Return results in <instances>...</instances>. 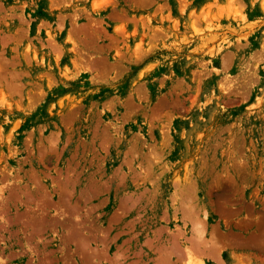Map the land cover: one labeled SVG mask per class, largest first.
Instances as JSON below:
<instances>
[{"label": "rangeland", "instance_id": "obj_1", "mask_svg": "<svg viewBox=\"0 0 264 264\" xmlns=\"http://www.w3.org/2000/svg\"><path fill=\"white\" fill-rule=\"evenodd\" d=\"M191 257L264 264V0H0V264Z\"/></svg>", "mask_w": 264, "mask_h": 264}, {"label": "bare ground", "instance_id": "obj_2", "mask_svg": "<svg viewBox=\"0 0 264 264\" xmlns=\"http://www.w3.org/2000/svg\"><path fill=\"white\" fill-rule=\"evenodd\" d=\"M72 189H73V188H72ZM188 192H189V191H188ZM188 192H187V193H188ZM184 194H185V193H184ZM188 194H189V193H188ZM188 194H187V195H188ZM62 195H63V194H62ZM62 195H61V196H62ZM139 195H140V194H139ZM69 197H70V196H69ZM137 197H138V196H137ZM189 197H190V196H189ZM63 198H64V197H63ZM66 198H67V197H66ZM129 198H132V197H129ZM134 199H135V198H134ZM191 199H192V198H191ZM62 200H63V199H62ZM181 200H182V199H181ZM66 201H68V200H66ZM125 201H128V200L126 199ZM124 203H125V202H124ZM133 203H134V202H133ZM180 203H181V202H180ZM183 203H185V202H183ZM134 204H135V203H134ZM132 205H133V204H132ZM182 206H183V205H182ZM184 206H185V205H184ZM184 208H185V207H184ZM122 209H123V207H122ZM187 209H188V208H187ZM187 209H186V210H187ZM124 210H125V209H124ZM192 210H193V207H192ZM126 211H128V210H126ZM188 211H189V210H188ZM123 212H124V211H123ZM192 212H193V211H192ZM194 213H195V212H194ZM123 214H124V213H123ZM121 215H122V214H121ZM190 215H191V214H190ZM111 216H112V215H111ZM186 216H187V214L185 215V218H186ZM114 217H115V216H113V219H114ZM192 217H193V215H192ZM117 218H118V217H117ZM119 218H120V216H119ZM115 219H116V217H115ZM191 220H193V219H192V218L189 219V221H191ZM191 223H192V222H191ZM192 224H194V222H193ZM192 228H196V227H192ZM197 228H198V227H197ZM156 230H157V229H156ZM166 230H167V229H166ZM166 230H165V231H166ZM176 231H177V230H176ZM178 231H179V230H178ZM180 231H181V230H180ZM193 231H194V230H193ZM80 232H81V231H79V235L81 234ZM159 232H160V230H159ZM171 232H172V231H171ZM203 232H204V230H201L200 228H199V229H196V230L193 232L194 235H192V236H194V239L196 238V240H197L196 242H195V240H191L192 243H194V248H197V249H198V248L201 247L200 244H203V243H204V242L201 241L203 238H204V239L206 238L205 236H203V238H202L201 235L204 234ZM120 233H121V232H120ZM157 233H158V232H157ZM176 233H177V232H176ZM159 234H160V233H159ZM178 234H180V233H177V235H178ZM181 234H183V233H181ZM173 235H175V234H174V233L172 234V239L175 237V236H173ZM177 235H176V236H177ZM80 236H82V235H80ZM181 236H182V235H181ZM192 236H191V237H192ZM210 236H211V235H210ZM158 237H159V236H158ZM189 238H190V237H188V238H186V239L189 240ZM192 238H193V237H192ZM192 238H190V239H192ZM201 238H202V239H201ZM210 238H212V236H211ZM149 239H150V237H149ZM149 239H148V240H149ZM174 240H176V241H174ZM174 240H171V241H172V244H173V241H174V244H176V243L178 242V241H177V238H174ZM213 240H214V239H211L212 243L215 242V241H213ZM150 241H151V239H150ZM167 241H168V240H167ZM189 241H190V240H189ZM191 241H190V243H191ZM193 241H194V242H193ZM198 241H199V243H198ZM204 241H207V242H208L207 239H205ZM148 242H149V241H148ZM151 242H152V241H151ZM207 242H205L202 246H204ZM192 243H191V245H192ZM212 243H211V244H212ZM149 244H150V243H149ZM149 244H148V245H149ZM151 244H152V243H151ZM174 244H173V245H174ZM178 244H179V243H177L176 245H178ZM211 244H210V246H211ZM213 244H215V243H213ZM152 245H153V244H152ZM152 245H151V246H152ZM176 245H174V246L177 247ZM191 245H190V246H191ZM206 245H207V244H206ZM208 245H209V243H208ZM85 246H86V245H85ZM149 246H150V245H149ZM149 246H148V247H149ZM164 246H166V245H164ZM170 246H171V247H170ZM170 246H169V249L171 248L172 252H170V250H169V253H173L172 257H174V258H171V257L169 256V253H168L167 250H166V249H167V246H166V249H165L164 251L162 250L163 252H166V257H165V256L163 257V255L161 256V254H160L159 252H162V251H159V250H158L159 248L157 249V251H159L158 253L160 254L159 257L161 258V260H162L163 258H165V259L167 258L166 261H169V262H170V261L173 260V262H174L175 260H177V259H176L177 257H175V256H177V254H178V258H179L180 256H182V255L184 256V254L182 253L183 251H182V247L180 246V244H179L180 248L178 249V250L181 249L180 252H179L178 250H174V249H173V248H175L174 246H172V245H170ZM192 246H193V245H192ZM212 246H213V245H212ZM215 246H216V245H215ZM156 247H157V246H156ZM159 247H160V246H159ZM177 248H178V247H177ZM177 248H176V249H177ZM201 248H203L202 250H204V249H206L207 247H206V248H205V247H201ZM201 248H200V249H201ZM211 248H212V247H211ZM216 248H217V246H216ZM216 248H215V249L212 248V251L215 250V252L218 253V252L216 251V250H217ZM187 249H188V248H187ZM200 249H198V250H200ZM185 250H186V249H185ZM188 250H189V249H188ZM202 250H200V251H202ZM208 250H209V249H208ZM175 251H178V252L175 254ZM204 251H206V250H204ZM154 252H155V251H154ZM186 252H187V255H188L189 253H188L187 250H186ZM202 252H203V251H202ZM184 253H185V252H184ZM204 253H205V252H204ZM136 254H137V253H136ZM164 254H165V253H164ZM167 254H168V255H167ZM185 254H186V253H185ZM192 254H193V253H192ZM200 254H201V252H200ZM202 254H203V253H202ZM205 254H206V253H205ZM209 254H212L211 251L209 252ZM213 254H214V253H213ZM170 255H171V254H170ZM179 255H180V256H179ZM190 255H191V254H190ZM190 255H188V256H190ZM217 255H219V254H217ZM167 256H169L171 260H170ZM203 256H204V255H203ZM206 256H207V254H206ZM213 256H214V255H213ZM159 257H158V258H159ZM162 257H163V258H162ZM156 258H157V257H156ZM180 258H181V257H180ZM113 259H115V257H114ZM174 259H175V260H174ZM187 259H189V258H187ZM192 259H193L192 257H191V259H189V260H191V261L188 262L189 264H191V263H192V264H200V261H199V263H198V262H195V261H194L195 259H194L193 261H192ZM216 259H217V257H216ZM218 259H219V258H218ZM218 259H217V260H218ZM220 259H221V258H220ZM110 260H111V259H110ZM117 260H118V259H117ZM161 260L159 259V262H160ZM115 261H116V260H115ZM163 261H165V260L163 259L161 262H163ZM187 261H188V260H187ZM187 261H186V262H187ZM117 262H119V261H117ZM121 262H122V261H121ZM190 262H191V263H190ZM133 263H134V262H133ZM180 263H181V262H180ZM180 263H179V264H180ZM184 263H185V262H184ZM166 264H167V263H166ZM174 264H176V263H174ZM181 264H183V263H181ZM186 264H187V263H186ZM201 264H204V263H201Z\"/></svg>", "mask_w": 264, "mask_h": 264}]
</instances>
